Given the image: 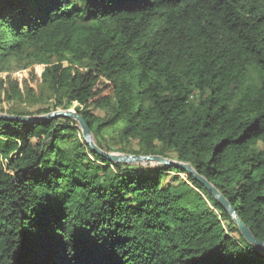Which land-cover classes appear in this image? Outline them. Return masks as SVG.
Here are the masks:
<instances>
[{
  "label": "trees",
  "instance_id": "trees-1",
  "mask_svg": "<svg viewBox=\"0 0 264 264\" xmlns=\"http://www.w3.org/2000/svg\"><path fill=\"white\" fill-rule=\"evenodd\" d=\"M4 101L26 116L76 103L100 149L190 163L264 241V0H0ZM69 260L264 254L184 169L109 162L68 117L0 118V264Z\"/></svg>",
  "mask_w": 264,
  "mask_h": 264
},
{
  "label": "water",
  "instance_id": "water-1",
  "mask_svg": "<svg viewBox=\"0 0 264 264\" xmlns=\"http://www.w3.org/2000/svg\"><path fill=\"white\" fill-rule=\"evenodd\" d=\"M68 117L76 121V126L81 132L85 143L100 156L105 157L109 162H120L126 164H137L142 166H150L154 164L162 165H175L186 171L194 180L204 186V188L213 196V198L229 213L233 222L236 224L237 229L244 240L255 247L256 250L264 254V241L256 238L251 230L240 220L234 209L229 202L224 198L222 193L204 176L199 174L190 163L171 159L159 154H132L118 151H105L100 149L94 141V137L85 123L84 119L74 109H57L55 111L45 113L38 116H26V115H14L5 112H0V118L2 119H15L19 121H29L32 119H46L51 117Z\"/></svg>",
  "mask_w": 264,
  "mask_h": 264
},
{
  "label": "snow or ice",
  "instance_id": "snow-or-ice-1",
  "mask_svg": "<svg viewBox=\"0 0 264 264\" xmlns=\"http://www.w3.org/2000/svg\"><path fill=\"white\" fill-rule=\"evenodd\" d=\"M81 239L82 237L80 235L73 234L72 232H69L67 229H65L61 236L62 246L71 249H77ZM90 242L97 251H103L102 244H96L94 240H91ZM68 264H72L71 260L68 261ZM77 264H81V262L77 261ZM97 264H99V262H97Z\"/></svg>",
  "mask_w": 264,
  "mask_h": 264
},
{
  "label": "rangeland",
  "instance_id": "rangeland-1",
  "mask_svg": "<svg viewBox=\"0 0 264 264\" xmlns=\"http://www.w3.org/2000/svg\"><path fill=\"white\" fill-rule=\"evenodd\" d=\"M40 70V69H39ZM53 101H51V100H49V101H40V102H38V103H36V104H34V105H30V104H27V105H25L24 103H21V104H18L16 107L17 108H22V109H27V110H36V109H41V108H43V107H47V106H49L51 103H52ZM10 105H12V102H6V101H4V102H2L1 104H0V107L3 109V110H5V109H7ZM76 105V103H74L73 105H71L70 107H68V108H71V109H74V106ZM3 110H0V112H5V111H3ZM96 112H99V111H97L96 110ZM94 141H95V139H94ZM95 143H96V141H95ZM168 158H171V159H174V158H172V157H168ZM156 164H154V165H150V166H148V167H153V166H155ZM145 167H147V166H145ZM180 177H183V175H181ZM235 235H236V233H235Z\"/></svg>",
  "mask_w": 264,
  "mask_h": 264
}]
</instances>
